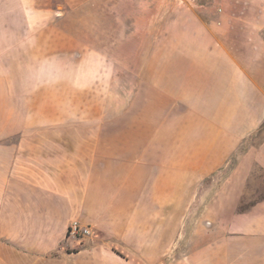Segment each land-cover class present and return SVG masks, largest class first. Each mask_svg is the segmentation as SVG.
<instances>
[{"label":"crops","instance_id":"crops-1","mask_svg":"<svg viewBox=\"0 0 264 264\" xmlns=\"http://www.w3.org/2000/svg\"><path fill=\"white\" fill-rule=\"evenodd\" d=\"M104 3L132 14L110 29L100 13L103 38L162 44L138 53L155 59L132 67L146 73L134 107L113 115L76 118L74 91L73 110L59 111L39 62L19 94L30 112L0 130V264H264V42L249 32L264 25V0ZM144 104L158 108L143 115ZM231 161L206 206L216 223L201 227L200 188ZM74 219L91 233L68 235Z\"/></svg>","mask_w":264,"mask_h":264},{"label":"rangeland","instance_id":"rangeland-1","mask_svg":"<svg viewBox=\"0 0 264 264\" xmlns=\"http://www.w3.org/2000/svg\"><path fill=\"white\" fill-rule=\"evenodd\" d=\"M83 1L87 3L83 5ZM112 1L114 0H0V130L18 127L19 116L30 112L29 105L20 95H26L29 91L34 82L36 67L42 59L46 60L48 69L53 70L51 79L58 86L55 100L59 104V111L73 110L70 105L72 91L75 94L73 111L76 116L80 115L76 118H81L83 113L106 112L113 115L131 111L134 107L131 101L137 93L139 76L146 75L134 72L132 67L152 64L155 59L138 53L150 46L158 48L162 42L113 41L103 38L104 35L98 32L100 13L103 21H108L107 27L110 29L114 27L116 14H132V10L126 8L105 10L104 2L110 5ZM100 5L103 7L100 8ZM139 12L140 22L149 17L148 10L141 9ZM141 23L140 29L143 28ZM249 32L258 38L263 37L264 25H251ZM89 50L108 55L106 58L83 55ZM73 82L74 86L71 87ZM84 84L87 86L83 87ZM15 95L18 97H14ZM153 107L155 111L158 108L156 105L144 104L143 115L154 114ZM42 112L50 110L43 107ZM154 117L157 120L154 124L158 125L159 117ZM143 123L145 124H138ZM75 128L82 130L83 122L77 121ZM77 140L79 138H76V142ZM258 140L257 135L249 138L238 149L236 156L242 153L248 143H256ZM234 159L235 157L232 161ZM232 161L217 172L213 180L204 181L200 188V198L192 212L204 209L199 221L201 227L208 226V222L216 223L206 206L214 190L224 180ZM195 220V216H188L182 223V252L186 251V238Z\"/></svg>","mask_w":264,"mask_h":264},{"label":"built area","instance_id":"built-area-1","mask_svg":"<svg viewBox=\"0 0 264 264\" xmlns=\"http://www.w3.org/2000/svg\"><path fill=\"white\" fill-rule=\"evenodd\" d=\"M264 42V35L262 37ZM68 235L72 237L85 236L91 233V229L88 225L81 224L78 220H71L67 228Z\"/></svg>","mask_w":264,"mask_h":264}]
</instances>
